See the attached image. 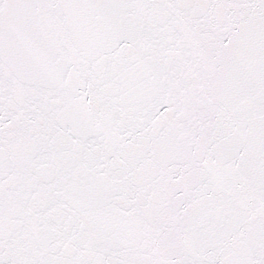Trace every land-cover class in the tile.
<instances>
[{
  "label": "snow or ice",
  "instance_id": "snow-or-ice-1",
  "mask_svg": "<svg viewBox=\"0 0 264 264\" xmlns=\"http://www.w3.org/2000/svg\"><path fill=\"white\" fill-rule=\"evenodd\" d=\"M0 264H264V0H0Z\"/></svg>",
  "mask_w": 264,
  "mask_h": 264
}]
</instances>
